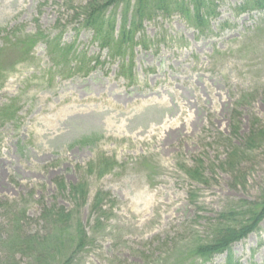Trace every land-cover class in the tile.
<instances>
[{"label": "rangeland", "instance_id": "obj_1", "mask_svg": "<svg viewBox=\"0 0 264 264\" xmlns=\"http://www.w3.org/2000/svg\"><path fill=\"white\" fill-rule=\"evenodd\" d=\"M87 3L0 0V238L43 233V209L73 210L69 187L86 183L77 214L91 243L74 264H264V221L211 260L194 251L221 214L264 200V145L227 164L264 127V9L215 0L203 27L159 13L125 52L111 53L74 18ZM122 10L107 12L116 34ZM27 37L38 44L21 56ZM47 39L71 51L68 65H55ZM91 134L95 146L76 143ZM103 157L116 167L91 174ZM100 192L108 218L98 225L91 205Z\"/></svg>", "mask_w": 264, "mask_h": 264}, {"label": "trees", "instance_id": "obj_2", "mask_svg": "<svg viewBox=\"0 0 264 264\" xmlns=\"http://www.w3.org/2000/svg\"><path fill=\"white\" fill-rule=\"evenodd\" d=\"M214 1L88 0L87 5L81 9L82 13L75 15L74 18L79 21L83 18L82 27L93 31L95 40L98 41L101 49L107 48L111 53H122L127 50V45L132 43L136 27L140 26L144 21L153 19L159 13L165 15L179 13L188 21H194L197 25L203 27L207 19L215 14ZM111 7L116 12L120 7L123 8L122 26L117 34L115 30V13H113V16L107 15ZM251 7L253 10L264 9V0H246L245 5L243 4L241 8L244 12ZM128 22H130V26L126 28ZM35 37H27L19 43L17 42L18 40L16 41L19 44L17 50L21 56L31 54L33 48L38 44ZM57 40L47 39L46 44L51 49L49 53L53 60L55 59V65L64 64L65 67L68 63L64 61V57L66 55L67 59L68 53H71V51L68 52L64 47H61V43L58 45L54 44ZM2 50L4 49H0V52ZM121 71H123V67ZM99 140V134H91L82 137L76 143L83 146H95ZM244 140L239 145V148L232 149L228 154V165L233 164V167H235L237 160H241L249 150H254L264 145V127L256 132L252 131L249 137ZM231 145L230 141V147ZM115 167L116 161L114 159L103 157L99 159L97 164L91 165L89 171L92 174L96 168L98 177H104L111 173ZM187 172L192 179H197L202 174L201 165ZM59 185L62 190L68 191L63 181H60ZM68 193L76 201L73 210H66L57 206L44 208L41 217L47 224V228L42 231L43 233L25 234L16 228L5 238H0V252L4 250V254L0 256V264H21L16 260L18 256L30 259L29 264L75 263L76 257L84 252L91 243L90 235L77 214L78 209L87 203L88 186L86 183L72 185L69 187ZM105 199L103 192H100L96 195L91 205V212L95 216V224L101 225L108 218L107 211L102 208L104 207ZM263 221L264 200L250 205L247 210L241 213L238 212L236 216L230 211L221 214L210 236L204 238L203 241L196 240L194 243L196 256L211 260L215 255L229 252L233 244L244 240L254 233ZM13 223L18 226L19 220H14Z\"/></svg>", "mask_w": 264, "mask_h": 264}]
</instances>
